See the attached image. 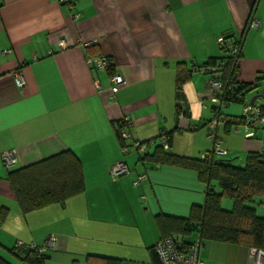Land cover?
Here are the masks:
<instances>
[{"label":"crops","instance_id":"0c3cea01","mask_svg":"<svg viewBox=\"0 0 264 264\" xmlns=\"http://www.w3.org/2000/svg\"><path fill=\"white\" fill-rule=\"evenodd\" d=\"M243 33L237 80L264 90V0H0V254L21 264L9 248L44 246L54 236L45 264H161L153 250L163 234L156 215L186 218L204 204L208 182L196 163L213 147L209 123L219 119L215 134L227 157L264 150V128L248 136L233 130L237 124L228 122L243 104L218 112L210 73L197 69L220 56L219 37L234 44ZM100 55L111 69L88 62ZM123 116L131 119L130 141L150 143L145 150L129 141L123 151L116 132ZM163 130L172 134L168 150L153 143ZM8 150L16 151V167L71 150L83 164L85 189L25 212L2 160ZM158 150L175 156L161 163L152 158ZM117 161L129 172L113 178ZM221 202L233 209L232 198ZM185 239L198 242L200 232ZM200 260L254 264L250 247L218 240L201 243Z\"/></svg>","mask_w":264,"mask_h":264},{"label":"trees","instance_id":"16d2710c","mask_svg":"<svg viewBox=\"0 0 264 264\" xmlns=\"http://www.w3.org/2000/svg\"><path fill=\"white\" fill-rule=\"evenodd\" d=\"M251 19L252 14L246 29ZM228 37L224 36L225 44L220 47V56L210 58L205 65L197 68L206 70L210 73V77L222 84L221 90H214L219 99L218 112L222 111V107L227 104L236 102L242 103L244 110L245 105L252 104L247 99V93L257 87L256 82L237 80L238 60L241 57V44L245 34L243 33V36L234 44L229 43ZM235 48H237L236 51ZM108 68L111 69L110 65ZM183 81L179 76V85ZM257 100L253 104L260 107V116L264 117V105ZM261 117H250L254 133L257 128H264ZM244 118L243 111L239 118H233L234 120L228 123L240 124ZM116 132L121 144L126 143L121 138L120 126L116 128ZM162 132L169 137L168 148H165L159 140ZM162 132L153 143L158 142L160 148L162 147L161 150H168L171 148L172 134L166 130ZM228 154V150L225 155L216 153L212 147L210 153L204 157L202 155V160L196 163V167L208 182L203 206H194L191 215L186 218L157 214V222L163 231L160 238L172 237L178 246L187 249L197 241L189 242L185 236L193 230H198L200 243L205 240H218L264 249V215H259L256 207L248 204L251 202L264 204V150L247 152L244 166H237L224 158ZM174 156L172 153L158 150L152 158L166 163L170 162ZM8 179L25 212L53 202L65 201L68 197L85 189L83 164L71 150L25 167L13 165L9 167ZM215 182L219 185L221 192L216 191ZM224 195L234 200L232 210H225L222 207L221 200ZM164 227L165 229L168 227V230ZM42 247L18 244L14 248H9V251L20 259L21 264H45V258L48 256L46 252L50 248L43 250ZM153 250L158 256L154 246ZM0 264L13 263L0 254Z\"/></svg>","mask_w":264,"mask_h":264},{"label":"built area","instance_id":"2783aa9c","mask_svg":"<svg viewBox=\"0 0 264 264\" xmlns=\"http://www.w3.org/2000/svg\"><path fill=\"white\" fill-rule=\"evenodd\" d=\"M59 2H65L71 4V0H59ZM253 25H258V22L256 20H252ZM218 42L220 47H222L225 44L224 36H221L218 38ZM94 42H88L86 44L90 45ZM69 45L68 41L65 39H62L60 42L61 48H65ZM235 51L237 48L234 49ZM88 62L90 64L95 65L97 68H108L109 67V61L105 56H98L95 58H89ZM16 83L19 86H24L25 84V77L21 73L16 74ZM111 80L115 82L116 84H122L125 82V79L120 74H112ZM207 86L210 89L213 90H221L222 84L220 81L215 80L214 78L210 77L207 82ZM244 121L240 124H237L234 127L235 131H239L241 127H243L247 134L253 135L254 130L250 121V117H261L260 116V107L258 105L254 104H247L244 107ZM261 120L264 121V117H261ZM131 119L129 116H123L122 119L118 120L116 123V128L120 126L121 128V138L126 141V143L122 144L123 151L128 152V142L130 141L131 134L128 131V128L130 127ZM219 122L218 118H214L209 123V130L210 137L214 140L213 148L216 153H219L221 155L227 154V149H225L220 142L216 139L215 134V128ZM159 140L164 144L165 148L169 147V137L165 132H162V135L160 136ZM131 142V141H130ZM132 146L137 150H145L146 147L149 146L150 143L145 142H139V141H133L131 142ZM204 157V155H203ZM2 160L7 167H11L17 163V155L15 150H8L2 152ZM129 172L128 165L123 161H117L113 164L111 168V175L113 178H119L120 176L125 175ZM145 178V175H140L136 180L135 184H140L141 181ZM55 237L50 236L47 240V243L41 248L45 250L46 248L53 247L56 243ZM35 246V245H33ZM154 248L158 254L159 261L161 264H200V248L201 243L200 241L196 242L195 244L191 245L187 249H182L180 246L176 244V241L172 237L168 238H159ZM251 254L254 257V264H262V261L264 259V249L257 248V247H251Z\"/></svg>","mask_w":264,"mask_h":264},{"label":"rangeland","instance_id":"374dc122","mask_svg":"<svg viewBox=\"0 0 264 264\" xmlns=\"http://www.w3.org/2000/svg\"><path fill=\"white\" fill-rule=\"evenodd\" d=\"M257 89H260V90L257 91ZM260 91H264V90H261V86L258 85L256 88H254L253 90H251V91H249L247 93V99L250 100L254 94L260 93ZM257 101H258V103H261L262 105H264V97H259ZM242 131L245 134V136H248L249 135V134L246 133L245 129H243ZM237 156H235V155L232 154V155H230L228 157L225 156L224 158L229 159L233 164H235L237 166H244L246 161L245 162H242V161L246 160V154L242 152V153H239ZM215 185L217 186V189L220 191V187H219V185L216 182H215ZM248 204L255 206L258 209V213L259 214L262 213V215H264V211L261 212L260 204H258V203H252V202L251 203H248ZM142 208H143V211H139V213H141L142 216L145 217V215L142 213V212H146L145 211V206H143ZM1 255L11 257L10 255H7V254L2 253V252H1Z\"/></svg>","mask_w":264,"mask_h":264},{"label":"water","instance_id":"95a60500","mask_svg":"<svg viewBox=\"0 0 264 264\" xmlns=\"http://www.w3.org/2000/svg\"><path fill=\"white\" fill-rule=\"evenodd\" d=\"M264 96V93H256L252 96V98L250 99V102L253 104L259 97Z\"/></svg>","mask_w":264,"mask_h":264}]
</instances>
